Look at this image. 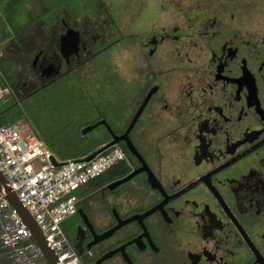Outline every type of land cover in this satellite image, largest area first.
<instances>
[{"label": "flooded vegetation", "instance_id": "obj_1", "mask_svg": "<svg viewBox=\"0 0 264 264\" xmlns=\"http://www.w3.org/2000/svg\"><path fill=\"white\" fill-rule=\"evenodd\" d=\"M251 12L152 11L140 80L137 67L128 80L109 66L123 39L111 10L59 8L38 26L11 28L0 50L11 98L44 92L86 143L122 137L151 94L129 138L155 186L144 172L108 189L142 166L135 157L63 225L89 262L115 252L101 264H264V16ZM92 65L96 79L80 75Z\"/></svg>", "mask_w": 264, "mask_h": 264}, {"label": "built area", "instance_id": "obj_2", "mask_svg": "<svg viewBox=\"0 0 264 264\" xmlns=\"http://www.w3.org/2000/svg\"><path fill=\"white\" fill-rule=\"evenodd\" d=\"M10 95V87L0 86V118ZM52 155L36 134H23L17 124H0V172L39 225L59 264H94L72 246L63 225L78 211L79 192L126 161V154L114 146L89 162L84 159L90 154L69 159L60 166L52 162ZM0 245L10 264H46L30 230L11 207L1 186ZM87 255L91 257L92 253Z\"/></svg>", "mask_w": 264, "mask_h": 264}, {"label": "rangeland", "instance_id": "obj_3", "mask_svg": "<svg viewBox=\"0 0 264 264\" xmlns=\"http://www.w3.org/2000/svg\"><path fill=\"white\" fill-rule=\"evenodd\" d=\"M101 8L111 10L116 18L115 25L122 32L123 38L114 47L111 54L109 66L113 72L119 71L125 79L132 77L133 71L137 67L138 79L144 78L146 74L149 44V16L156 15L157 11H193L199 8H214L218 11L224 8H238V10L253 11L254 15L264 16V0H102ZM47 0H29L26 2L23 11L18 19L20 25L38 26L40 21H46L48 16ZM84 9L83 11H86ZM252 12L250 13V15ZM86 15V14H85ZM84 15V16H85ZM92 16L90 19L92 20ZM37 21V22H36ZM5 45H0V50H4ZM10 59H8V62ZM7 62V61H6ZM135 62L138 64L135 66ZM83 72L81 76L89 75L96 79L99 66L92 65ZM41 92L18 102V109L22 112V117L15 123L23 134L34 133L54 144L62 140L65 133L63 127L64 117L68 111L66 107L61 108L63 112L55 110V104L49 96L45 97ZM67 112V113H65ZM36 134V135H37ZM40 137V138H41ZM41 138V139H42ZM42 139V140H43ZM44 141V140H43ZM45 142V141H44ZM46 143V142H45ZM47 145V144H46ZM143 152H147L145 145H140ZM50 150V149H49ZM59 163H63L61 158L51 151Z\"/></svg>", "mask_w": 264, "mask_h": 264}, {"label": "trees", "instance_id": "obj_4", "mask_svg": "<svg viewBox=\"0 0 264 264\" xmlns=\"http://www.w3.org/2000/svg\"><path fill=\"white\" fill-rule=\"evenodd\" d=\"M29 0H2L0 2V45L9 38L11 34V28H16L20 26L18 21L21 12L24 9L26 2ZM48 10L52 11L55 9H71L73 11H78L79 14H84L83 10L86 8H99L103 4L102 0H47ZM0 86H8V83L2 76L0 72ZM22 117V112L18 109L17 101L15 98L9 99L3 106L1 111L0 124L3 125H13ZM64 124V123H62ZM65 129V128H64ZM37 134V132H35ZM40 138V134H37ZM42 138V137H41ZM43 139V138H42ZM50 151L57 154L61 161L64 163L69 159H76L85 157L101 145L89 144L84 142L81 138L79 131L77 129H65V133L62 135V140H59L52 144L50 141L43 139ZM124 151L128 155V160L120 163L116 167L112 168L102 177L91 182L83 190L79 192V198H86L89 194L93 193L95 190L99 189L103 185H106L126 173L132 171V163L135 157L130 153L127 147H124ZM95 261V260H94ZM0 264H10L5 252L2 250L0 245Z\"/></svg>", "mask_w": 264, "mask_h": 264}, {"label": "water", "instance_id": "obj_5", "mask_svg": "<svg viewBox=\"0 0 264 264\" xmlns=\"http://www.w3.org/2000/svg\"><path fill=\"white\" fill-rule=\"evenodd\" d=\"M151 94L146 97L144 103L142 104L141 108L139 109L137 115L135 116L134 120L132 121L129 129L127 130V132L120 138H116L114 141L110 142L109 144L100 147L99 149H97L96 151H94L93 153H91L87 158H85L84 160L86 162H89L93 159H95L98 155L102 154L103 152L107 151L108 149L116 146L119 142V140H125L127 142V148L130 151V153L136 157L139 162L142 164V166L140 168H138L137 170L133 171L131 174H129L128 176L119 179L113 183H111L108 186L109 190H114L115 188H117L118 186L128 182L129 180H131L132 178H134L135 176H137L140 173H147L149 175L150 173V182L153 184V186H155L154 184V180H152V172L149 170V166L146 163L144 157L142 156V154L139 152V150L136 148V146L133 144V142L130 140L129 138V133L131 132V130L133 129L135 123L137 122L138 118L140 117L141 113L143 112L145 106L147 105L149 98H150ZM98 125L92 126V127H88L85 128L82 132L83 134L88 133L89 131H91L93 128H95ZM52 162L56 165V166H60L62 165V163H59L56 159V157L54 155H52L51 157ZM154 177V176H153ZM0 186L2 189L3 194L6 196V199L9 201L11 207L13 209H15L19 216L21 217L22 221L24 222V224L28 227V229L31 232V239L32 241L37 245V247L41 250L42 255L44 257V260L46 262V264H59L58 259L56 257V255L54 254L53 251H51L50 246L44 236V234L41 232L39 225L37 224V222L35 221V219L31 216V214L28 212L27 209H25L22 205V203L20 202L19 198L17 197L16 193L12 191V186L9 183V181L4 177V175L0 172ZM80 213L82 215V217L87 220V216L84 213V211L81 209ZM137 219L136 217L129 219L127 222L133 221ZM121 227V224H119L117 227H115L114 229L104 233L101 236H96V239L93 243L90 244L89 248H91V246L93 244H96L104 239L109 238L110 236L113 235V233L119 229ZM115 252L109 253L108 255H106L105 257H103L101 260H99L97 262V264H101V262L109 257H111Z\"/></svg>", "mask_w": 264, "mask_h": 264}]
</instances>
